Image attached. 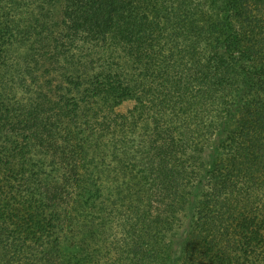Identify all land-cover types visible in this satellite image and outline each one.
I'll list each match as a JSON object with an SVG mask.
<instances>
[{
  "label": "trees",
  "instance_id": "16d2710c",
  "mask_svg": "<svg viewBox=\"0 0 264 264\" xmlns=\"http://www.w3.org/2000/svg\"><path fill=\"white\" fill-rule=\"evenodd\" d=\"M0 264H264V0H0Z\"/></svg>",
  "mask_w": 264,
  "mask_h": 264
}]
</instances>
